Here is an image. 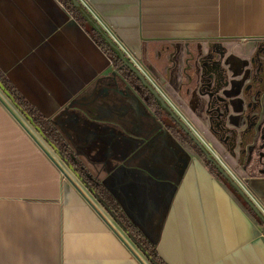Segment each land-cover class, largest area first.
<instances>
[{"label":"crops","instance_id":"0c3cea01","mask_svg":"<svg viewBox=\"0 0 264 264\" xmlns=\"http://www.w3.org/2000/svg\"><path fill=\"white\" fill-rule=\"evenodd\" d=\"M77 1L0 0V264H150L81 180L164 264H264V225L202 157H150L168 115L117 57L205 144L264 132V0ZM259 147L236 169L214 150L264 216Z\"/></svg>","mask_w":264,"mask_h":264},{"label":"rangeland","instance_id":"374dc122","mask_svg":"<svg viewBox=\"0 0 264 264\" xmlns=\"http://www.w3.org/2000/svg\"><path fill=\"white\" fill-rule=\"evenodd\" d=\"M182 83H185V81ZM182 83H176L173 88L174 92H177L178 85ZM162 84L165 83H159L160 86H162ZM168 120L170 121L171 119L168 118ZM206 132L209 135V142L214 146L215 149H219L218 151H220V154L231 159V164L234 169H236L240 164H243L244 161L246 162L247 160L251 159L252 154H258L260 152L259 145L264 144V132L262 131H259V133L256 134L252 129L231 130L215 128L213 130L209 129ZM168 133L170 134V140L168 139V142H170L172 147L169 152L177 154L179 153L181 155V159H185L183 157L184 155H193L195 158L201 157L194 146L186 141L185 136L181 132L177 131L173 126L168 129ZM197 137L205 145V147L208 148L211 154L216 157L218 162H221L219 163L222 165L225 171L229 173V167L226 166L222 158L219 156L220 154L217 153L212 146L205 144L199 136ZM157 147L158 146L155 145L150 148L151 152L153 151L151 155H154L155 152L158 151ZM164 151H167V148H163V152ZM240 157L243 159L242 163L240 162ZM73 165L74 164L70 165L72 170H74Z\"/></svg>","mask_w":264,"mask_h":264},{"label":"trees","instance_id":"16d2710c","mask_svg":"<svg viewBox=\"0 0 264 264\" xmlns=\"http://www.w3.org/2000/svg\"><path fill=\"white\" fill-rule=\"evenodd\" d=\"M66 3L74 8L73 4L70 0H65ZM112 42V41H111ZM112 47L117 49L116 45L112 42ZM118 51V59L121 58V60L126 65H131L128 60H126L122 54V52L117 49ZM132 66V65H131ZM134 69V66H133ZM133 72V71H132ZM134 73V72H133ZM141 82L140 80H138ZM142 84V82H141ZM142 87L146 90H148L143 84ZM153 97V95H151ZM165 109H168L166 106ZM188 139L194 144L195 149L201 154V157L207 164V166L211 169L212 172L217 173L222 179H224L230 186H232L229 181L224 178L218 170V166L213 164L210 159L206 157V155L203 153V149L199 148L188 136ZM66 162V160H65ZM67 163V162H66ZM81 180V179H80ZM81 182L86 186L88 191L95 197V199L102 205V207L107 211V213L117 222V224L126 232L128 237L132 240V242L137 246V248L143 253V255L147 258L148 262L150 264H164L163 261L159 258L156 249L153 245H151L142 235L139 231H137L135 228L129 227L126 224L123 223V221L118 217L117 212L115 211L113 207V203H110L107 199V196L105 194L100 193L99 191H96L95 187H92L88 182H84V180ZM236 190V189H235ZM237 193H239L236 190ZM251 210L253 211L254 215L259 219L260 223L264 225L263 219L260 216V214L256 211V209L251 207Z\"/></svg>","mask_w":264,"mask_h":264},{"label":"water","instance_id":"95a60500","mask_svg":"<svg viewBox=\"0 0 264 264\" xmlns=\"http://www.w3.org/2000/svg\"><path fill=\"white\" fill-rule=\"evenodd\" d=\"M71 3L73 4V6H75L77 9H81L80 4L77 0H70ZM106 38V37H105ZM107 43L112 46V42L110 40H107ZM132 65V63H130ZM127 65L129 67V69H131L134 74L139 78V80L142 82V84L148 89V91L153 95V97L156 99L157 102H159V104L162 107H166L168 105V103L164 100V98L162 97V95L156 90V88L150 84L145 77L141 74V72L134 67L133 69V65ZM169 106V105H168ZM167 106V107H168ZM168 111V113L171 115V117L174 118V120L176 121V123L183 129V131L191 138V140L199 147L203 149V153L206 155V157L208 159H210L212 161L213 164L218 166V170L219 173L226 178L229 183L232 185V187L234 189H236L239 194L241 195V197L243 198V200L250 206V207H254L252 205V203L249 201V199L247 197H245L243 195V193L238 189V187L236 186L235 182L233 181V179L231 178L230 174L228 172L225 171V169L222 167V165L218 162V160L216 159L215 156H213L211 154V152L208 150L207 147H205V145L199 140V138L197 137V135L192 131V129H190V127L187 125V123H185V121H183L181 119V117L172 109V107H168V109H166ZM255 208V207H254ZM256 209V208H255ZM256 211L260 214V216L263 219L264 222V216L262 215V213H260L257 209Z\"/></svg>","mask_w":264,"mask_h":264},{"label":"flooded vegetation","instance_id":"af4514ba","mask_svg":"<svg viewBox=\"0 0 264 264\" xmlns=\"http://www.w3.org/2000/svg\"><path fill=\"white\" fill-rule=\"evenodd\" d=\"M147 92H148V94L149 95H152L148 90H146ZM154 98V97H153ZM155 99V98H154ZM156 100V99H155ZM158 104H159V102H158ZM160 105V104H159ZM161 106V105H160ZM162 107V106H161ZM162 109H164V112L168 115V117H166V120H164V122H163V129H165V133L163 134V135H167V143L165 142L164 143V148H167V151H164L163 152V149L161 150V149H159L160 147L158 146L157 148H158V151L157 152H155V154L154 155H151L152 153H153V151L151 152V150H150V152H149V155H150V157H153L155 160H157L158 161V163L161 165V166H165V165H168V164H170V163H168V161H166L165 162V157H166V160H167V157H169V156H181L179 153L177 154V153H171V152H169L171 149H172V147H171V145H170V142H168V139L170 140V134L168 133V129L170 128V127H174L177 131H179V132H181L184 136H185V139H186V141H188L189 143H191L193 146H194V144L188 139V135L183 131V129L176 123V121L174 120V118L173 117H171V115L168 113V111L164 108V107H162ZM168 118H170L171 120L169 121L168 120ZM172 125V126H171ZM166 133H168V134H166ZM160 134H162V133H160ZM159 134V135H160ZM172 137V136H171ZM173 138V137H172ZM151 147H153V146H151ZM150 147V148H151ZM149 148V149H150ZM195 148V147H194ZM197 151V150H196ZM198 152V151H197ZM199 153V152H198ZM199 155L201 156V154L199 153ZM181 161L180 162H178L177 163V169L179 168V167H181V166H183V159H181V157L179 158ZM152 165H155L154 163L152 164ZM159 165V166H160ZM158 166V165H157ZM155 168V167H154ZM153 168V169H154ZM142 235V234H141Z\"/></svg>","mask_w":264,"mask_h":264},{"label":"bare ground","instance_id":"6f19581e","mask_svg":"<svg viewBox=\"0 0 264 264\" xmlns=\"http://www.w3.org/2000/svg\"><path fill=\"white\" fill-rule=\"evenodd\" d=\"M193 131V130H192ZM194 132V131H193ZM195 133V132H194ZM196 134V133H195ZM197 135V134H196ZM220 162V161H219ZM221 163V162H220ZM224 166V165H223Z\"/></svg>","mask_w":264,"mask_h":264},{"label":"built area","instance_id":"2783aa9c","mask_svg":"<svg viewBox=\"0 0 264 264\" xmlns=\"http://www.w3.org/2000/svg\"><path fill=\"white\" fill-rule=\"evenodd\" d=\"M133 65V64H132ZM134 66V65H133ZM135 67V66H134ZM136 68V67H135ZM138 69V68H137Z\"/></svg>","mask_w":264,"mask_h":264}]
</instances>
